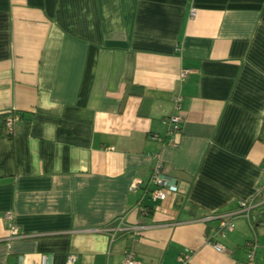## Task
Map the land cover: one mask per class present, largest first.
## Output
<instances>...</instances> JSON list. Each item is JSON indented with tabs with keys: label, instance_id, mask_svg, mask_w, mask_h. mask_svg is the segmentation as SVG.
<instances>
[{
	"label": "crops",
	"instance_id": "obj_1",
	"mask_svg": "<svg viewBox=\"0 0 264 264\" xmlns=\"http://www.w3.org/2000/svg\"><path fill=\"white\" fill-rule=\"evenodd\" d=\"M1 112L19 118L0 137V264H121L128 248L246 264L255 236L264 264L256 209L223 234L206 219L264 204V0H0ZM159 160L178 189L150 211Z\"/></svg>",
	"mask_w": 264,
	"mask_h": 264
},
{
	"label": "built area",
	"instance_id": "obj_2",
	"mask_svg": "<svg viewBox=\"0 0 264 264\" xmlns=\"http://www.w3.org/2000/svg\"><path fill=\"white\" fill-rule=\"evenodd\" d=\"M194 10V8H192ZM188 69H184L181 72V76L184 77L188 73ZM181 95H176L174 97V112L167 118L168 123V137L166 141L170 144L176 145L178 143V135L181 131V125L183 122V115L181 112ZM19 118L18 113H10L6 119V131L8 133L14 132L15 121ZM152 189L150 191V197L154 202L155 207L159 206L160 202L165 200L170 191H176L178 189L177 180L171 178L164 168L162 162L159 160L155 164L152 170L151 178H150ZM140 185V180H135L131 184V188H135ZM253 206L252 202H240L239 206L233 210L215 213L212 215H207L206 219H218L219 223L216 228L218 233H224V231L232 229L235 225V217L238 215H245L248 219H250V209ZM13 214L11 211H7L5 213V218L11 219ZM123 223V219H120V222L115 225L109 227L114 235L116 231L121 227ZM11 232L13 235L20 236L18 227L16 225H11ZM214 247L219 251H224L225 247L223 244L219 242H213ZM258 247V240L255 236L254 238L248 240L247 242V250H246V264H255V255ZM77 255L71 253L68 255L65 264H76ZM23 259L22 255L19 256L18 264H22ZM42 264H52L49 258H45ZM121 264H144L141 262L135 255L133 249L128 248L125 251L124 257L122 259Z\"/></svg>",
	"mask_w": 264,
	"mask_h": 264
},
{
	"label": "trees",
	"instance_id": "obj_3",
	"mask_svg": "<svg viewBox=\"0 0 264 264\" xmlns=\"http://www.w3.org/2000/svg\"><path fill=\"white\" fill-rule=\"evenodd\" d=\"M11 112H1L0 113V137L2 136H8L10 137L12 135V133H8L6 131V119L8 117V115L10 114ZM259 138L264 142V123H263V126H262V130L259 134ZM239 206V205H238ZM146 207L152 211V209H154L155 205H149L147 204ZM256 209L257 210V215L254 217V223H258L261 219L264 220V204L262 202L254 205L251 207V209ZM260 219V220H259Z\"/></svg>",
	"mask_w": 264,
	"mask_h": 264
}]
</instances>
